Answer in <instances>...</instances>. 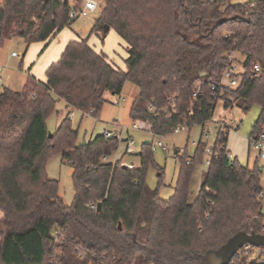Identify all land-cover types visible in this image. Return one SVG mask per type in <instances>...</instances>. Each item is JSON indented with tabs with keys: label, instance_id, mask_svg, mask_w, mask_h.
I'll use <instances>...</instances> for the list:
<instances>
[{
	"label": "trees",
	"instance_id": "1",
	"mask_svg": "<svg viewBox=\"0 0 264 264\" xmlns=\"http://www.w3.org/2000/svg\"><path fill=\"white\" fill-rule=\"evenodd\" d=\"M102 3L90 35L67 45L47 70L46 82L28 76L22 91L0 94V264H211V256L236 235H264L262 169L231 157L229 131L218 133L211 145L208 170L191 203L195 173L207 156L202 136L194 157L176 153L174 195L163 200L147 185L149 167L156 166L150 143L143 144L140 167L129 170L103 161L119 150L118 138L99 135L79 144L71 116L52 135L47 127L58 100L99 118L106 93L120 95L130 82L139 89L130 118L153 136L204 127L219 103L225 110L259 106L251 136L260 135L264 0ZM80 5L81 0L0 1V47L15 38L28 46L49 44L71 26L70 10ZM221 20L228 21L216 27ZM110 31L127 44L126 70L89 43L95 35L104 44ZM232 52L244 58L243 73L231 76L239 81L235 89L222 91ZM198 89L201 96L195 97ZM56 153L74 166L71 206L59 195V182L47 174ZM99 203L100 212L91 208ZM249 256L242 249L230 264L258 263L248 262ZM259 257L264 259V248Z\"/></svg>",
	"mask_w": 264,
	"mask_h": 264
},
{
	"label": "rangeland",
	"instance_id": "2",
	"mask_svg": "<svg viewBox=\"0 0 264 264\" xmlns=\"http://www.w3.org/2000/svg\"><path fill=\"white\" fill-rule=\"evenodd\" d=\"M257 0H229L231 4H244ZM102 6V0H99ZM100 9L85 19L74 21L69 30L78 36L80 39H86L91 32L96 20L99 17ZM115 31H112V34ZM115 34V33H114ZM106 48L104 53L107 54L109 61L118 69L126 70L125 61L128 57L127 44L119 37V35H111L106 38ZM90 43L93 42L99 47L103 45L101 41L93 35L90 38ZM34 46L28 44L20 38H15L6 41L0 47V65L2 67L1 76L3 82L0 80V94L7 88L20 92L23 89V84L26 80V73L24 67L23 57L32 52ZM107 50V51H106ZM17 53L19 57H13L12 54ZM237 73H243L244 58L236 55ZM139 95V89L132 83L126 82L123 91L120 95H113L106 93L107 100L104 109L98 121L96 118L90 116H82L79 112L67 108L64 101L58 100L56 112L53 113L47 120V127L50 135L54 134L58 129L61 121L67 116H72L73 127L78 131V143L83 144L91 141L97 136L101 135L103 128L119 129L126 127L125 136H130L134 142V154L132 156H125L124 160L133 162L137 167H140V158L143 144L149 141L154 155L155 165L149 167L147 173V185L152 190H159L160 197L163 200H169L174 195V190L179 176L180 161L176 156L179 152L180 156L186 154L187 157H194L198 143L202 136L203 127L195 126L191 131L185 129L179 134H171L167 137H157L151 135L149 132L134 129L133 121L130 118V109ZM261 112V108L257 105L252 106L248 111L239 107H233L229 110L223 108V104L219 103L216 109L215 116L217 118L228 117L231 121L233 134L231 133L230 144L234 143L236 150L244 153L249 158V166L254 167L256 164L262 169V184L264 185V160L259 159L258 152L252 147L248 148L246 140L251 138L252 128L257 121ZM210 125V124H208ZM162 143L166 151L158 147ZM126 152V142H121L119 151L113 154L110 162H113L117 157H122ZM208 156H205V160ZM159 169L163 170V175L159 177ZM208 170V166L204 164L196 171L194 181L192 184L191 203L196 199L201 179L204 173ZM74 166L63 160L60 153L54 154L47 163V174L50 179L57 180L60 184L59 195L64 203L71 206L74 202V185H73ZM2 214L0 213V216ZM260 248H253L250 251L248 262L264 260L259 257Z\"/></svg>",
	"mask_w": 264,
	"mask_h": 264
},
{
	"label": "built area",
	"instance_id": "3",
	"mask_svg": "<svg viewBox=\"0 0 264 264\" xmlns=\"http://www.w3.org/2000/svg\"><path fill=\"white\" fill-rule=\"evenodd\" d=\"M99 9H100L99 0H81V5L79 7L72 6L70 13H69V19L71 21L85 19L89 17L90 15L96 13ZM236 55H237V52H232L228 55L229 64L227 65L224 71L222 80L219 84L222 91L235 89L239 84V81L236 78H231L232 75L237 74ZM12 56L19 57L17 53H13ZM259 73H260V69L259 67H256L254 70V76L257 77ZM212 89L214 90L215 87H213ZM194 96L195 97L201 96V91L198 89L194 93ZM152 108L153 107H151V109ZM87 116L93 117L91 113L87 114ZM70 118L72 119L73 117L71 116ZM96 121H98L97 118H96ZM231 126H232V123L231 121H229L228 117L217 118L214 115V117L203 127L202 137H203V140H205L208 144L206 148L207 156L208 155L210 156L212 154L211 145L215 141L218 133L230 131ZM133 128L137 129L138 127L137 125H133ZM126 131H127L126 127H120L119 129H116V130L111 129V128H103V130L101 131V136H103L104 138L112 139L115 137L119 139L120 143L126 142V152L122 157H117L113 162H110V158L112 156L111 157L105 156L103 158V161L113 163V165H120L129 170H134L137 168L135 163L127 162L124 160L125 156L127 155L132 156L134 154V149H135L134 148L135 142L130 136L128 137L125 136ZM180 132H181V129L178 128L174 130L173 134H179ZM249 144H250V147H252L255 151L258 152L259 159L264 160V131L258 136H251V138L249 139ZM158 147L166 151V148L161 142L158 144ZM209 164H210V159L207 158L205 160V165L208 166ZM262 198L264 199V190L262 193ZM97 207H98L97 205H91L92 209L96 210ZM242 249H244V253L247 254L250 251H252L253 247L250 245H247L243 247ZM240 251L237 256H240Z\"/></svg>",
	"mask_w": 264,
	"mask_h": 264
},
{
	"label": "crops",
	"instance_id": "4",
	"mask_svg": "<svg viewBox=\"0 0 264 264\" xmlns=\"http://www.w3.org/2000/svg\"><path fill=\"white\" fill-rule=\"evenodd\" d=\"M252 2H256V1H252ZM116 34H117L116 32H113V34H112V31H110L108 38H109V36L116 35ZM77 40H80V38L78 36H76L74 33H72L69 30V28H66L49 44L36 43L35 45H38V46H34V48L32 49V52L30 54L27 53V55L23 57V63H22V65L24 67L23 70L25 71L26 76H27L25 83L23 84V88L27 82L28 76H34L38 81L46 82V72L49 69V67L52 64H54L60 60L61 56L63 55V53L67 47V45L71 41H77ZM90 42L91 41H89V43ZM90 45L96 51H102L103 53H104V50L106 48L105 43L103 45H100L99 47H97V45L94 42L92 44L90 43ZM105 55L107 56V54H105ZM1 71H2V67L0 65V80H1V82H3V80H2L3 78L1 76ZM7 89H9V88H7ZM9 90H11V89H9ZM85 116H87V115H85ZM234 132L235 131L233 130V128H231L229 131L227 149L230 152L232 158H237L239 160V162L245 167L249 166L248 156L246 157L244 155V153L237 151L234 143L230 144L231 133L233 134ZM233 135H235V134H233ZM246 142H247L248 148L250 150L249 141L246 140Z\"/></svg>",
	"mask_w": 264,
	"mask_h": 264
},
{
	"label": "water",
	"instance_id": "5",
	"mask_svg": "<svg viewBox=\"0 0 264 264\" xmlns=\"http://www.w3.org/2000/svg\"><path fill=\"white\" fill-rule=\"evenodd\" d=\"M69 1V0H68ZM237 18H232L236 20ZM244 20H249L242 18ZM228 20H221L216 27L226 23ZM149 141H145V144H149ZM102 203L98 204L97 211L100 212ZM250 245L253 248H264V235L240 233L232 238L222 249L221 252L211 256V264H230L233 259L238 255L239 251ZM257 264H264V260Z\"/></svg>",
	"mask_w": 264,
	"mask_h": 264
}]
</instances>
